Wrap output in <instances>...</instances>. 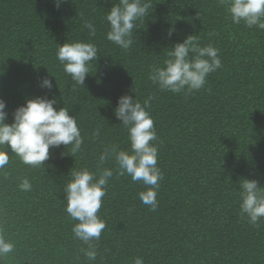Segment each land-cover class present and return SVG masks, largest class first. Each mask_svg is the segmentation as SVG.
<instances>
[{"label":"trees","instance_id":"1","mask_svg":"<svg viewBox=\"0 0 264 264\" xmlns=\"http://www.w3.org/2000/svg\"><path fill=\"white\" fill-rule=\"evenodd\" d=\"M119 0H0V98L7 123L26 99L55 96L57 109L75 116L82 150L50 148L42 166L24 164L9 150L0 169V231L15 245L0 264H264V218L259 227L240 209L241 179L257 180L264 191V30L234 24L221 0H150L136 21L133 45L124 50L106 39L105 15ZM95 25L91 37L85 21ZM172 35L169 36V32ZM188 35L219 49L222 66L198 91L173 93L148 79L163 66L166 52ZM92 42L98 49L79 87L56 57L57 45ZM191 55V54H190ZM51 90L39 87L42 78ZM143 102L156 130L158 206L127 174L109 179L97 215L106 227L93 241L96 260L74 237L78 221L66 212L64 187L70 170L97 172L106 145L130 150L128 133L115 117L118 98ZM99 128V137L93 132ZM5 150H7L5 148ZM28 178L31 191L19 188Z\"/></svg>","mask_w":264,"mask_h":264},{"label":"clouds","instance_id":"2","mask_svg":"<svg viewBox=\"0 0 264 264\" xmlns=\"http://www.w3.org/2000/svg\"><path fill=\"white\" fill-rule=\"evenodd\" d=\"M64 0H54L59 8ZM227 5L234 24L241 21L251 28L264 30V0H221ZM152 5L150 0H119L105 15L109 30L106 39L124 50L134 43L136 21L145 18ZM89 35L95 37V25L84 22ZM169 36L172 35L170 31ZM191 54V55H190ZM56 57L64 72L79 87L84 85L89 75L91 62L96 61L98 49L92 42L74 41L57 45ZM164 65L152 66L148 79L161 90L181 93L198 91L206 84L209 74L222 66L219 49L211 44L201 46L196 35H188L182 42L175 43L166 52ZM42 89L51 90L52 81L47 77L39 82ZM152 97L143 102L129 95L118 98L114 109L115 117L128 133L130 150L119 148L117 144L106 145L98 155L97 172L87 168L70 170V179L63 189L66 212L78 221L72 227L74 237L87 245L81 249L88 261L96 260L97 251L93 241H99L105 222L97 215L106 195L109 179L113 177V168L107 167L109 161L115 165V174L129 175L133 182L141 181L146 190L138 193L141 202L155 211L159 181L163 178L157 167L158 149L153 141L157 140L154 121L147 109ZM55 96H37L26 99L12 112V122L7 123L6 102L0 98V169L9 163V150L29 166L39 167L49 159L50 148L61 145L69 148L71 156L79 153L84 137L78 127L75 116L69 115L65 107L56 108ZM100 130L93 132V138L99 137ZM5 148L7 150H5ZM240 209L246 214L249 223L259 227L264 218V191L258 187V181L241 179ZM22 191H31L28 178L19 184ZM15 245L0 231V259L14 251ZM133 264H144L142 257L134 258Z\"/></svg>","mask_w":264,"mask_h":264}]
</instances>
